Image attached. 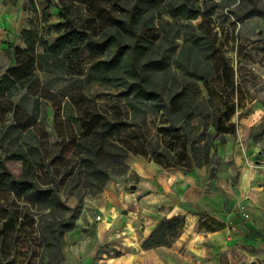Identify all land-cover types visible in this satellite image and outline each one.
I'll list each match as a JSON object with an SVG mask.
<instances>
[{"label": "trees", "instance_id": "obj_1", "mask_svg": "<svg viewBox=\"0 0 264 264\" xmlns=\"http://www.w3.org/2000/svg\"><path fill=\"white\" fill-rule=\"evenodd\" d=\"M27 1L30 11L37 14L34 0ZM65 1L69 10L74 5L89 10L88 17L75 20L65 11L61 12V22L52 29L47 27L50 33L53 30L57 34L51 43L31 25L21 30L19 38L23 47L14 48L15 64L0 75V117L12 120L11 125L0 126V144L7 142L11 148L6 150L5 145H0V245L9 239V234L20 233L21 227L35 224L28 210L36 212L62 208L72 211L75 216L79 211L64 205L60 188L72 184L76 186L83 181L87 195L102 193L110 176L116 175L105 166L108 158L115 157L118 173H125L129 143L133 138L126 128L138 125L136 112L140 111L141 106H145L146 110L140 121L147 116H158L167 125L164 129L179 131L186 136L194 167L207 166L215 141L223 144L226 136H234L237 132L236 126L231 123V116L223 115L222 118L214 116L206 121V134L198 133L199 125L195 126L197 133H192L194 127L191 118L182 115L188 109L186 90L173 95L166 103L148 86L150 73L161 70L164 64L169 65L172 52L165 54L161 47L165 44L171 46L174 42L167 37L168 34L155 31L152 15L148 14L152 10L149 0H138L130 10L122 7L119 0ZM235 2L228 0L223 7ZM207 3H212V0H195L193 3L189 0L172 3L158 0L155 4L161 14H167L172 20L191 23L203 21L206 15H211L218 8L216 5L208 8ZM105 5H110L115 11H106ZM46 22L43 19L40 23ZM159 25L162 32L165 31L164 25ZM192 40L196 43L203 37H193ZM84 49L87 51L85 63L90 64L92 71L91 82L102 87L124 89L121 94L127 98L133 120L131 123H124V117L111 120L85 96L82 100L74 101V108L80 117L64 118L63 113L56 109L53 116L55 134L52 136L41 119L43 96H40L36 71L64 72L70 77H81L86 71L81 62ZM158 50L160 58L157 57ZM196 80L202 82L211 96L208 79L197 77ZM19 92H25V96L32 94L30 109L27 106L22 109L13 103ZM58 121L64 132L58 129ZM28 141H33L35 147L29 146ZM73 157L77 160L74 164ZM8 161L20 163L18 176L8 169ZM58 165H62L66 171L59 177ZM57 225L62 229L52 230L50 235L42 237V241L35 239L38 242L34 248L37 255L30 256L23 264H43L49 250H59L63 231L68 230L69 226ZM184 225L183 216L159 220L142 242V249L170 246ZM199 227L212 231L205 222ZM37 257L38 262H35ZM0 264H13V261Z\"/></svg>", "mask_w": 264, "mask_h": 264}, {"label": "rangeland", "instance_id": "obj_2", "mask_svg": "<svg viewBox=\"0 0 264 264\" xmlns=\"http://www.w3.org/2000/svg\"><path fill=\"white\" fill-rule=\"evenodd\" d=\"M137 1L119 0L121 6L129 10ZM149 1L152 10L148 14L152 15L155 31L161 32L162 35L168 34L167 37L172 38L174 42L171 46L165 44L164 47H161L162 52L165 54L172 52V56L168 66L164 64L161 70L150 73L148 86L158 93L166 103L173 95L180 93L183 89L186 90L188 109L182 115L191 118V125L194 127L192 133H197L195 126L199 125L197 126L198 133L206 134V130L208 131L207 120H211L214 116L222 118L223 115H230L231 123L237 129L236 134L231 138H236L239 134L238 138L243 145L255 142L264 152V0H236L234 4L226 7L223 5L228 0H212V3H207L208 8L213 5L218 8L211 15H206L203 21L191 23L172 20L167 14L160 13V8L155 4L158 0ZM163 1L166 3L182 2V0ZM189 1L193 3L195 0ZM65 2L64 0H37V5L35 4L37 14H29V21H31L28 26L31 25L39 29L41 36L51 43L57 34L53 30L50 33L47 27L52 29L53 26L61 22L59 18L61 12L65 11L75 20L88 17L89 10L76 5L69 10L66 7L68 3ZM27 8L31 10L28 2ZM106 8V11H115L110 5ZM43 19L47 20L45 24L40 23ZM160 23L165 27L163 32ZM18 33H20L19 29ZM197 36L203 37V40H198L195 43L192 39ZM6 46L0 52V75L15 64L14 48L16 46L23 47L19 35H15L13 40L7 42ZM160 50H158V58L161 57ZM86 56L87 51L84 49L81 62L83 61L82 65L86 71L81 77H70L64 72L36 71L40 82V96H43L41 119H43L44 127L46 126L52 136L55 134L53 116L56 109L63 113L64 118L80 117L74 108V101L84 99L85 95V99L96 105L102 113L113 117L112 113L116 110V118L124 117V123H131L133 120L127 98L121 94L124 89L102 87L91 82L92 71L89 69L90 64L85 63ZM167 61L166 58L165 62ZM197 77L208 79L211 96L202 82L196 80ZM25 95V92L17 93L13 103L22 109L26 106L30 109L33 96L32 94ZM25 99L27 101L23 103ZM139 110L136 112L138 122L146 108L141 106ZM245 119L249 120L248 124L242 123V120ZM11 123L12 120L7 121L6 117H0V126L7 127ZM57 126L61 132L65 131L59 121ZM257 136L258 138H256ZM0 145H5L6 150L11 149L7 146V142ZM28 145L35 147L33 141H28ZM75 162L77 160L73 157L72 164ZM6 164L15 176L20 174V163L8 161ZM105 166L114 174H119L115 157L108 158ZM58 167L57 177L66 173L62 165H58ZM68 181L70 182V179ZM59 193L67 208L79 212L74 216L72 211L62 208L36 210V212L28 210L32 214L35 224L21 227L20 233L9 234V239L0 245L1 263L13 261V264H23L30 256L37 255L34 248L38 242H35V239L42 241V237L50 235L52 230H61L62 226L57 225L61 223L62 225L67 224L69 228L63 231L59 250L51 247L53 249L47 252L43 264H65L64 253H66V249L70 251L77 241L79 235V232L76 231L77 223L84 201L89 198V195L86 194L83 181L76 186L74 184L65 185L60 188ZM243 211L244 214H248L245 208ZM135 233L139 234V229H136ZM14 238H18V240L13 241ZM250 247H252L251 244ZM101 250L102 253H106L109 259L124 254L118 248L104 247ZM130 252L129 248L126 249L127 254ZM147 259L149 263L154 260L150 255L147 256ZM95 260L93 259V263L92 261L90 263L94 264ZM35 262H38V257ZM253 263L264 264V254H259L252 248L247 249L240 244H234L229 251L222 252L218 264ZM68 264L77 263L69 262Z\"/></svg>", "mask_w": 264, "mask_h": 264}, {"label": "crops", "instance_id": "obj_3", "mask_svg": "<svg viewBox=\"0 0 264 264\" xmlns=\"http://www.w3.org/2000/svg\"><path fill=\"white\" fill-rule=\"evenodd\" d=\"M27 2L0 0V52L19 35L18 29L29 27ZM112 115L107 116L118 119L116 110ZM153 117L126 128L133 136L127 170L111 175L102 193L86 198L77 241L66 249L64 263L218 264L222 252L234 244L264 254V152L259 145H243L239 134L226 136L223 144L215 141L207 166L194 167L186 136L164 129L163 120ZM173 216L185 218L178 238L168 247L143 250L142 242L159 220ZM203 222L212 231L200 228ZM104 247L124 254L109 259ZM148 255L154 259L150 263Z\"/></svg>", "mask_w": 264, "mask_h": 264}, {"label": "water", "instance_id": "obj_4", "mask_svg": "<svg viewBox=\"0 0 264 264\" xmlns=\"http://www.w3.org/2000/svg\"><path fill=\"white\" fill-rule=\"evenodd\" d=\"M130 188H131V189H135V186H131ZM106 219H107L108 222H110V220H111L110 217H109L108 215H106ZM253 264H254V263H253Z\"/></svg>", "mask_w": 264, "mask_h": 264}, {"label": "built area", "instance_id": "obj_5", "mask_svg": "<svg viewBox=\"0 0 264 264\" xmlns=\"http://www.w3.org/2000/svg\"><path fill=\"white\" fill-rule=\"evenodd\" d=\"M247 217H248V215L245 214V218H247ZM100 218H101L100 216H97V217H96V220H100Z\"/></svg>", "mask_w": 264, "mask_h": 264}]
</instances>
